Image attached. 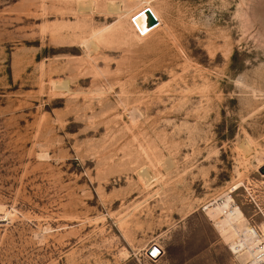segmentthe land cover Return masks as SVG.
<instances>
[{
	"label": "rangeland",
	"instance_id": "374dc122",
	"mask_svg": "<svg viewBox=\"0 0 264 264\" xmlns=\"http://www.w3.org/2000/svg\"><path fill=\"white\" fill-rule=\"evenodd\" d=\"M119 1L0 0V264H238L242 218L264 239V0H151L140 36Z\"/></svg>",
	"mask_w": 264,
	"mask_h": 264
},
{
	"label": "bare ground",
	"instance_id": "6f19581e",
	"mask_svg": "<svg viewBox=\"0 0 264 264\" xmlns=\"http://www.w3.org/2000/svg\"><path fill=\"white\" fill-rule=\"evenodd\" d=\"M111 3L113 4V2H111ZM111 3H109V4H111ZM115 3L116 2H114L113 6H112L113 8L111 7L113 10L111 8L110 9H111V11H115L117 14V20L115 22H120V20L123 17V12H124V8L126 6V1L122 2V0H121V2L119 4H115ZM107 6L110 7L109 5H107ZM145 6H147L149 8L151 13L155 17V20H156L155 23L156 24L154 23L153 26L160 23L159 12L157 9H155L153 6H151V0H137V4H136L137 9L136 10H134V8H130V9L126 10V12L130 13L128 16V18H130V20L132 19L130 25H131L132 29L134 30V32L137 36L148 34L150 31L149 32H147V31L153 27V26H149V27L147 26L146 14L142 10ZM115 22L110 24V25H107L105 28L113 26V24H115ZM118 26H120L121 28L123 27V25H121V24H118ZM105 28H103V29H105ZM103 29L95 32V34H93L92 37H97L102 32ZM90 44H91V42H90ZM87 45H89V44H87ZM219 197L220 196H218L217 199H219ZM217 199H216V201H218ZM231 200L232 199H229L227 201V205L228 204L229 205H228V210L226 211V213H229V214H232L235 211V209L238 207V205L235 204ZM216 201L212 200L210 202H207L203 208L205 210H207V208L210 207L212 204L216 203ZM233 226H234V229L237 232V234L238 233L242 234V237L240 240L241 243L238 241V239L236 240L235 237L233 239H231L228 243L229 247L232 248V251L236 252L238 250V244L239 243L240 244L244 243V245L251 243V241L254 239V236L256 235L257 232H256V230H254V228L252 226L249 225V222H247V220L245 218L238 220L236 223H234ZM156 251H157L156 249L153 251V256L156 253ZM247 251H248V249L246 251H243L242 253H238L237 255L238 256L245 255V253H247Z\"/></svg>",
	"mask_w": 264,
	"mask_h": 264
},
{
	"label": "built area",
	"instance_id": "2783aa9c",
	"mask_svg": "<svg viewBox=\"0 0 264 264\" xmlns=\"http://www.w3.org/2000/svg\"><path fill=\"white\" fill-rule=\"evenodd\" d=\"M251 226L254 228V230L257 231L251 243L245 245L244 243L240 244L242 234L238 233L237 236H235V239H238V241L240 242L238 244V250L235 253H242L243 251H246L248 249L245 255H237L239 258H241L238 264H264V240L261 238L260 232L257 230V227L253 225Z\"/></svg>",
	"mask_w": 264,
	"mask_h": 264
},
{
	"label": "water",
	"instance_id": "95a60500",
	"mask_svg": "<svg viewBox=\"0 0 264 264\" xmlns=\"http://www.w3.org/2000/svg\"><path fill=\"white\" fill-rule=\"evenodd\" d=\"M142 10H143V11L145 12V14H146V23H147V26L149 27V26L153 25V24L156 22V20H155V17L153 16V14L151 13V11L149 10V8H148L147 6H145ZM155 249H156L157 251H156V253H155L154 255H157V254L160 252V248H159L157 245H155V244H152V245L148 248L147 253H148L149 255L153 256V251H154Z\"/></svg>",
	"mask_w": 264,
	"mask_h": 264
},
{
	"label": "crops",
	"instance_id": "0c3cea01",
	"mask_svg": "<svg viewBox=\"0 0 264 264\" xmlns=\"http://www.w3.org/2000/svg\"><path fill=\"white\" fill-rule=\"evenodd\" d=\"M158 25V24H157ZM156 26V25H155ZM155 26H153L152 28H150L147 32L151 31Z\"/></svg>",
	"mask_w": 264,
	"mask_h": 264
}]
</instances>
